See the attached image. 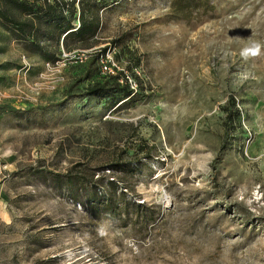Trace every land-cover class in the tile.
<instances>
[{"label":"rangeland","instance_id":"1","mask_svg":"<svg viewBox=\"0 0 264 264\" xmlns=\"http://www.w3.org/2000/svg\"><path fill=\"white\" fill-rule=\"evenodd\" d=\"M103 3L54 61L0 19V264H264V0Z\"/></svg>","mask_w":264,"mask_h":264},{"label":"trees","instance_id":"2","mask_svg":"<svg viewBox=\"0 0 264 264\" xmlns=\"http://www.w3.org/2000/svg\"><path fill=\"white\" fill-rule=\"evenodd\" d=\"M6 1L0 7V19L5 25L13 28L20 37L25 41H30L35 45L36 50L47 60L54 61L55 55H51L41 44V38H46V42L53 41L56 47L60 49L61 41L63 45L70 50L68 41L79 37L83 42L86 37L93 36L98 27V22L94 17L89 18L95 13L98 6V0H2ZM104 2L105 0H101ZM12 3L17 8H21L22 12L27 15V20L19 21L12 14V9L9 6ZM79 12L80 27L75 30L73 20ZM107 49L99 51L95 54L96 62L99 66V59L105 55ZM100 68V67H99ZM121 79H124L128 87L129 94H134L133 90L123 76H108L104 82L94 83L89 85L85 90V95L90 97H108L117 93L121 89ZM57 179H61V174H56ZM67 189L72 188L75 184L73 175H66ZM85 186L97 187L92 176L91 181H87ZM94 200H89V204L94 206ZM96 204V202H95Z\"/></svg>","mask_w":264,"mask_h":264},{"label":"built area","instance_id":"3","mask_svg":"<svg viewBox=\"0 0 264 264\" xmlns=\"http://www.w3.org/2000/svg\"><path fill=\"white\" fill-rule=\"evenodd\" d=\"M113 53H115V49H113ZM92 53H97L95 50H92ZM112 52L105 53V55H102L99 59V67L100 71L103 75L106 76H115L120 71V68L118 66V63L115 62ZM128 83L131 85L132 89L137 91V84L133 81V79H130L128 76L126 77Z\"/></svg>","mask_w":264,"mask_h":264}]
</instances>
